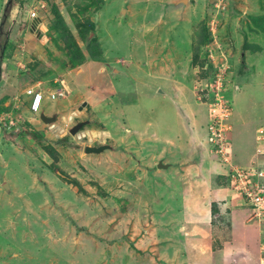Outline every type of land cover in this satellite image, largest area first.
I'll return each mask as SVG.
<instances>
[{
  "label": "rangeland",
  "instance_id": "1",
  "mask_svg": "<svg viewBox=\"0 0 264 264\" xmlns=\"http://www.w3.org/2000/svg\"><path fill=\"white\" fill-rule=\"evenodd\" d=\"M40 1L46 9L39 6L34 19L30 10ZM178 1L105 0L94 13L93 6L80 9L88 0H0V47L10 38L15 47L8 57L0 55V107L9 113L0 124V264H224L212 242L215 233L230 237L225 224L232 220L239 247L234 258L248 264L249 257L253 264L259 249L256 255L243 249L257 242V224L243 228L244 219L231 214V164L210 146L213 95L205 86L220 69L223 83L231 77L238 85L248 81L255 101L246 112L264 114V35L257 22L264 0ZM53 4L86 54L76 19L96 21L99 58L88 54L82 65L65 67L69 58L48 29ZM205 20L212 34L206 48L214 58L210 75L201 78L192 58ZM22 26L27 35H18ZM254 43L262 48L253 49ZM240 68L247 73L239 74ZM16 76L22 86L13 85ZM29 85L46 92L36 113L25 94ZM54 90L63 94L52 99L47 94ZM42 111L56 114L64 131H52L39 118ZM81 121L88 123L72 135L68 128ZM245 139L253 143L251 136ZM228 140L231 163L243 164L246 140ZM101 144L111 147L85 152L86 145ZM254 157L248 165L264 164L263 150ZM160 159L171 165L158 168ZM215 201L223 219H213ZM244 208L252 216L253 206ZM238 232L249 240L241 242Z\"/></svg>",
  "mask_w": 264,
  "mask_h": 264
},
{
  "label": "built area",
  "instance_id": "2",
  "mask_svg": "<svg viewBox=\"0 0 264 264\" xmlns=\"http://www.w3.org/2000/svg\"><path fill=\"white\" fill-rule=\"evenodd\" d=\"M39 6L42 9H46V4L40 1L38 6H34L32 7L33 10H30V17H34V19L38 17L37 11ZM209 57L214 58L211 49ZM214 75L212 83L205 86V88H210L212 91L211 94L213 95V99L210 102L209 124L207 126L209 130V142L220 158L225 163L231 164L228 175L230 184L234 186L233 190L235 194H238L247 204L253 206L252 218L261 220L264 218V214H262L264 211V164L253 166L231 163L232 159L229 154L231 143L228 140V132L232 126L228 122V117L232 112L233 100L228 91L232 87V79L223 83L225 75L224 70L221 69L215 72ZM205 88L203 87L202 92H199L200 95L197 96L199 100H201ZM26 93L32 96L30 101L31 110L38 112L41 109L45 91L42 88L36 89L35 87H30L26 90ZM61 94H63L61 91L57 93L51 91L48 96L55 99L57 95ZM6 115H9V113L0 114V124L3 123ZM259 151L261 150L259 149Z\"/></svg>",
  "mask_w": 264,
  "mask_h": 264
},
{
  "label": "crops",
  "instance_id": "3",
  "mask_svg": "<svg viewBox=\"0 0 264 264\" xmlns=\"http://www.w3.org/2000/svg\"><path fill=\"white\" fill-rule=\"evenodd\" d=\"M124 11L126 12V10H124ZM22 27L23 28H21L19 30L18 35H21L20 33H22V31L25 30L26 26H22ZM26 31H24L23 34L27 35L28 32H26ZM30 31L33 32L32 30H30ZM11 40H13V39H11ZM29 50H31V46H30ZM239 71H240L239 74L247 73L246 71L243 70V68H240ZM21 72H22V70H20L19 73H21ZM23 75H21V76H23ZM11 78L14 79L13 85L17 84V83L20 86L23 85L21 80H20V78L18 76L11 77ZM231 79H232V82H234V83H232V86H234V85L235 86L228 93L229 94L231 93V97H232L231 99L233 100L234 104H236V99H238L239 102L236 105V109L233 110V112H232V116L233 117H231V123H232V118L234 119L235 123H232V130L230 132H228V136H231V138L232 137L233 138L236 137V140L238 142L240 140H243V141L246 140L245 141L246 147L243 148L244 154L242 155V158H243L242 160H243L244 163L243 164L242 163H237V164L244 165L246 163L245 165H248V164H250V161L252 159H254V161L258 160L254 156H256V153H258L259 149L264 151V149H262L263 147L261 148V146H262L261 145V142H262L261 138L263 137L262 135L264 134V114H262L260 112L262 114L261 117L254 116L255 114L258 113L257 109L253 110V111H247L246 112L247 109H249V110L253 109L250 105H251V103L253 101H255V98H253V97L249 98L248 92L246 91V89L250 88V86H249L250 84H247L248 83V81H247L246 83L245 82L244 83H239V85H238L237 82H235L236 80L234 81L232 77H231ZM22 80L24 81L25 79L22 78ZM39 83H41V82H39ZM38 84H36V85H38ZM242 84H245V86L243 88L241 87ZM236 85H238V86H236ZM32 86L33 85L27 86L26 89H25V92H26V90L29 87H32ZM235 88H236V90H235ZM28 96H30V95H28ZM246 119H249V120H246ZM237 124H238V127L236 128ZM248 136L252 137L253 143H251L248 139H245L246 137L248 138ZM232 143H233V140H232ZM233 146H234V144H233ZM212 154L213 153L209 154V152H208L209 157H211ZM214 158H215V160L219 159L218 156H215ZM245 159L247 160V162H245ZM259 164H261V163H259ZM263 181H264V179H263ZM4 183L2 184V187L5 190L10 191L11 190L10 184L7 182L9 184V186H10V188L7 189L4 186ZM227 195L228 194H225L224 197H227ZM233 196H234L233 199L235 201V205H234L235 209H233V212L231 214L233 216H235L236 219H244L243 222L241 224H239V225L242 226L243 228L247 229L248 225H250V222H253L254 224H257V225H254V227L256 226L257 230H255V232L253 234V238H252L253 239V245L255 243V240H254L255 238H256L257 242L255 243V245L253 247H251L252 244L249 243V242H248V244H244L245 250L243 249V253H244V251L247 253L250 250V251H252L253 254L256 255L258 253L257 252V248H258L259 249V253L254 258L253 264H264V255L262 256L263 252L261 250V244H264V223L259 224V222H256L257 220L254 221V218H252V216H251V214H249V212L248 213L244 212L243 209H245L244 207H245V205H247V203L238 194L233 195V193H231L230 196H228L229 197L228 199L233 200V199H231ZM229 225L230 226H228V224H225V226H227V228L229 229V233L231 232L230 235H229L230 237H227V239H225V242H224V245H223L222 248L217 249L215 251L216 252L217 251L220 252L219 257L221 258V260L219 259V261H224V264H239L238 263L239 261H236L237 258H234L235 254L239 251V247L235 246L234 243H233L234 242V238L236 237L235 221L234 220H232V222L229 221ZM233 227H235V228H233ZM238 236H239V232H238ZM239 237H241V239H243L241 242H245V237H247V241L249 240V236H247V233H245V232H244V234L240 235ZM212 246H213V243H212ZM250 248H252V249H250ZM216 252H214V254ZM247 258H248V260L246 262L248 264H250L252 260L251 259L249 260V257H247ZM243 259H244V257H243ZM233 261H234V263H232ZM249 261H250V263H249Z\"/></svg>",
  "mask_w": 264,
  "mask_h": 264
},
{
  "label": "trees",
  "instance_id": "4",
  "mask_svg": "<svg viewBox=\"0 0 264 264\" xmlns=\"http://www.w3.org/2000/svg\"><path fill=\"white\" fill-rule=\"evenodd\" d=\"M23 3V1H21ZM105 0H88L87 4H85L84 6H82L83 8H80L81 11L83 10H87L89 8H91V6L94 7V13L98 12L102 5L104 4ZM264 5V3H262ZM229 9L233 12L236 11L237 9H235L233 7L232 2L230 3V7ZM262 12H264V10H262ZM51 13L53 15V18L51 20H49L48 22V29L51 31V40L53 42H55L56 44H59L60 48L63 49L69 60H68V64H66L65 67H71V68H75L78 67L80 65H82L85 60L88 58V54H90L91 56L95 57V58H99L103 53L102 49L100 48V44H99V38L96 34L97 30H96V26L97 23L94 19L91 18H86L85 20L83 19H76L78 24V35L79 37L85 42H88L87 44V53L84 52L83 47L80 45L77 37H75V35L72 34L71 32V28L69 27V25L67 24L60 8L58 7L57 4H53L52 5V9H51ZM232 14V13H231ZM233 15V14H232ZM255 17H253L254 19ZM259 20L258 22V27L260 32L262 33L261 36L264 35V13L260 14L257 17ZM82 20V21H80ZM251 21V19H250ZM252 23H254L253 21L249 22V27L252 29H256L255 27H253V25H251ZM257 32L259 31L258 29H256ZM90 36L92 38H90ZM90 38V39H89ZM212 39V34H211V30L209 29V25L207 24L206 20L205 23L202 27V32L200 34V37L198 38V43L194 42L195 45L193 46V58H192V63L194 66H199L202 68V73H201V78H205L208 77L210 75V69L208 68V64L210 65V57H209V53H208V48H206V45L209 43V41H211ZM61 42H63L64 46H61ZM252 48L253 49H261L262 46H259L258 44L254 43L252 44ZM14 41L10 39H6L5 43L3 44V46L0 47V55H4V56H9L12 54V51L14 49ZM3 52V53H2ZM201 53L203 55V58L201 59ZM245 53V52H244ZM34 65V64H33ZM33 65L29 67V70L33 69ZM212 66V64H211ZM233 107H234V103H233ZM233 107H232V111H233ZM8 110V108L6 107H0V113L4 112L5 110ZM59 141V140H58ZM253 166H257V162L253 163ZM213 208H212V212H213V219H217L218 217H216V215L221 216L222 218V204L221 202L215 201L213 203ZM221 218H219V220L221 221ZM223 219V218H222ZM214 225H217V221L214 223ZM214 237H216L213 240V248L214 250L220 249L223 247L225 240H223L218 233H215Z\"/></svg>",
  "mask_w": 264,
  "mask_h": 264
},
{
  "label": "water",
  "instance_id": "5",
  "mask_svg": "<svg viewBox=\"0 0 264 264\" xmlns=\"http://www.w3.org/2000/svg\"><path fill=\"white\" fill-rule=\"evenodd\" d=\"M188 1L189 0H179L178 2L174 3L175 5H178V4H188ZM35 28V27H34ZM239 29L241 30V26H239ZM93 37V36H92ZM90 36V38H92ZM89 38V39H90ZM88 42H86V46H87ZM86 48V47H85ZM117 71V70H116ZM72 118V116H71ZM40 119L49 125L50 129L54 132H56V130H59V131H64V128H61L60 125L57 124L56 120H57V115H52V116H48L47 114H45V111H42L41 114H40ZM88 121H81V122H78L76 124H74L73 126H71L69 128V132L72 134V135H76L80 130L81 128L87 124ZM111 147V145H108V144H101V145H86L85 146V152L86 153H101V152H104L105 150L109 149ZM171 164L169 163H164L163 162V159H160L157 166L158 168H168ZM4 186L9 189L10 186L7 182L4 183Z\"/></svg>",
  "mask_w": 264,
  "mask_h": 264
},
{
  "label": "clouds",
  "instance_id": "6",
  "mask_svg": "<svg viewBox=\"0 0 264 264\" xmlns=\"http://www.w3.org/2000/svg\"><path fill=\"white\" fill-rule=\"evenodd\" d=\"M44 2V1H43ZM36 22H34L33 24H32V27H31V29L33 30V31H37L38 29H37V27H36V24H35ZM35 27V28H34ZM40 32V31H39ZM46 33V32H45ZM0 78H1V76H0ZM30 88V87H29ZM36 89H38V88H36ZM44 90V89H43ZM45 91V90H44ZM52 92H55V90L54 91H52ZM27 94V93H26ZM28 95V94H27ZM45 95H46V92H45ZM45 95H44V98H45ZM47 95H49V93L47 94ZM31 96V95H30ZM32 97V96H31ZM16 97H14V100H15V106L16 107H18L17 106V100L15 99ZM56 99V98H55ZM18 100H20V98L18 99ZM30 101H31V99H30ZM30 101H29V108H30ZM42 107V106H41ZM30 110H31V108H30ZM41 110V109H40ZM39 110V111H40ZM32 111V110H31ZM33 113H36V112H34V111H32ZM5 113V112H4ZM0 114H2V113H0ZM78 115V113L77 112H75V116H77ZM48 116H52V115H48ZM39 118H40V116H39ZM73 119V115H72V118H71V116H70V120H72ZM56 122H57V120H56ZM73 126V125H72ZM68 130H69V128H68ZM210 143V142H209ZM210 146H211V148H212V145L210 144ZM253 165V164H252Z\"/></svg>",
  "mask_w": 264,
  "mask_h": 264
},
{
  "label": "flooded vegetation",
  "instance_id": "7",
  "mask_svg": "<svg viewBox=\"0 0 264 264\" xmlns=\"http://www.w3.org/2000/svg\"><path fill=\"white\" fill-rule=\"evenodd\" d=\"M75 116H73V118H74Z\"/></svg>",
  "mask_w": 264,
  "mask_h": 264
}]
</instances>
